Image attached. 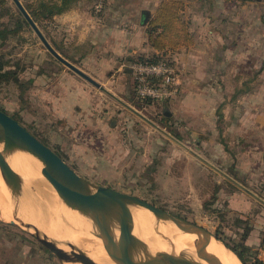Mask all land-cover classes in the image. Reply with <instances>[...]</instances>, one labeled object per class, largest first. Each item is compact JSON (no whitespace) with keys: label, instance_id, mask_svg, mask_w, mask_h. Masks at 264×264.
I'll return each instance as SVG.
<instances>
[{"label":"rangeland","instance_id":"1","mask_svg":"<svg viewBox=\"0 0 264 264\" xmlns=\"http://www.w3.org/2000/svg\"><path fill=\"white\" fill-rule=\"evenodd\" d=\"M20 1L24 7H38L59 0ZM165 1L169 0H77L69 11H80L71 23L60 20L67 11L39 28L59 54L70 55L66 46L73 47L69 44L73 39H82L76 66L92 78H109V91L264 199V37H244L238 49L230 47L234 42L227 38L230 51L242 58L227 59L226 68H221L220 48L226 43L220 37L221 1L183 0L179 13L190 34L193 25L204 22L195 24L192 20L195 12L201 18L204 3L212 14L204 31L213 33L205 37L204 31L198 30L186 47L158 52L151 47L147 32ZM8 3L17 15L13 1ZM99 3L101 9L96 8ZM251 3L264 18V0L245 4ZM144 11L148 12L145 17ZM9 21L0 18V24ZM128 37H136L137 44ZM173 41L172 36L165 39L169 45ZM0 58L2 73L14 72L18 79L10 75L0 81V109L60 154L79 175L197 224L239 251L247 247L244 255L248 264H264L263 205L80 76L92 92L89 112L107 114L109 129L118 131V138L105 141L89 135L91 138L70 140L61 135L60 119L51 112L46 92L52 86L49 80L55 68L62 72L68 68L47 51L30 26L0 44ZM104 60L110 74L99 76ZM158 62L174 70L178 84L149 79L151 86L163 85L165 97H143L138 92L135 68ZM81 145L102 154L80 153ZM116 146L125 156L121 163L113 158L99 160L105 152L115 153ZM10 224L0 220V264H62L28 231Z\"/></svg>","mask_w":264,"mask_h":264},{"label":"water","instance_id":"2","mask_svg":"<svg viewBox=\"0 0 264 264\" xmlns=\"http://www.w3.org/2000/svg\"><path fill=\"white\" fill-rule=\"evenodd\" d=\"M19 12L24 17L35 34L38 36L47 51L69 70L86 80L94 87L114 99L121 106L129 110L135 116L147 123L153 129L161 133L167 139L173 141L184 150L188 151L201 163L221 175L232 185L252 197L264 206V199L222 169L205 159L199 153L178 140L172 134L153 122L140 111L116 96L99 82L79 69L69 60L59 54L46 39L42 31L29 15L20 0H12ZM143 15H148L147 11ZM145 21V19H144ZM0 169L3 173L5 184L12 198H18L22 194L21 178L11 168L7 157L15 152L28 153L37 158L43 165V172L50 178L54 188L64 205L80 212L88 217L97 230V237L109 257L116 264H221L219 259L209 254L208 247L213 239L222 243L228 250L233 252L223 241L213 235L207 229L187 222L167 211L158 208L145 200L133 195L125 194L115 189L96 185L87 178L78 174L57 152L36 138L19 121L0 109ZM132 208H141L151 212L163 222L174 225L183 233L197 236L201 251L196 261L186 253L172 254L158 252L152 254L148 246L134 235V219ZM15 221L11 225H18L33 235L42 247L55 255L62 264H96L83 250L71 243H65L70 251L67 252L59 247L57 240L41 234L36 227L24 223L18 219L17 209L13 211ZM234 253V252H233ZM235 254V253H234ZM236 255V254H235Z\"/></svg>","mask_w":264,"mask_h":264},{"label":"bare ground","instance_id":"3","mask_svg":"<svg viewBox=\"0 0 264 264\" xmlns=\"http://www.w3.org/2000/svg\"><path fill=\"white\" fill-rule=\"evenodd\" d=\"M7 161L21 178L22 194L18 198L11 197L0 169L1 221H15L13 211L17 209L18 219L36 227L41 234L57 240L63 250L69 252L70 249L65 243H71L83 250L96 264H116L107 254L102 240L97 237V230L92 221L63 204L37 158L28 153L15 152L7 157ZM131 210L134 235L145 242L152 254L183 252L194 260L201 261L197 236L179 231L174 225L163 222L147 210ZM208 252L219 259L221 264H242L233 252L228 251L215 239L210 243Z\"/></svg>","mask_w":264,"mask_h":264},{"label":"crops","instance_id":"4","mask_svg":"<svg viewBox=\"0 0 264 264\" xmlns=\"http://www.w3.org/2000/svg\"><path fill=\"white\" fill-rule=\"evenodd\" d=\"M220 18H221V36L222 39L225 40L226 43H224L223 46L220 48V55L219 59L221 62L224 63V65L221 68H226L225 61L227 59H235L237 60L239 57L238 54L234 56V53L230 51L229 45H227V38L231 40V42H234V45L230 47H235L236 49L240 48L238 45L243 44L244 37H264V24H263V15H260L259 8L256 6V4H241V3H226L223 0H220ZM75 11V12H74ZM80 10H72L69 11L63 15L60 16V20L64 22L65 24L71 23L70 19L78 13ZM211 8L207 7L204 3V6L201 9V18L198 19V15L195 12V14L192 17L193 22L199 23L198 20H203L204 22L200 25L197 24V27L193 25L191 28V34L193 37H197L196 33L194 32H203L205 30V27L212 21L211 15H210ZM264 13V8H263ZM200 16V15H199ZM207 22V23H206ZM210 25V24H209ZM212 31V30H211ZM211 31H204L205 37H211L208 35L209 33H213ZM203 34V33H202ZM191 35V36H192ZM137 37V36H136ZM136 37H128L129 42L137 44L135 42ZM141 37V35L139 36ZM127 39V40H128ZM76 39H73V43H69L67 41V44H74L73 47L66 46L67 49H70V55L65 54V57L67 60H69L67 57L72 58L74 60H69L71 63H76L78 59L75 58L77 56V52L84 44L82 39L79 41H74ZM139 44V43H138ZM72 46V45H70ZM256 56L258 57L257 53ZM241 60V59H240ZM259 60V58H258ZM75 66L77 64H74ZM102 73H99V76L105 74L109 75L110 71L108 69L109 63L107 60H104L102 63ZM78 67V66H77ZM79 68V67H78ZM55 72L50 77L49 82L51 81L52 86H50V89L47 90L46 95L47 99L50 102V110L53 114H57L59 117V122L61 124L60 132L61 135L67 137L70 140H73V138H91L90 136H94L93 138H101L105 141H109L112 139L118 138L116 136L117 133H119L116 130H110L109 129V123L106 120L105 115H94L93 113L89 112L90 109H88L91 106V97L92 92L84 85V81L80 79V77L71 72L69 69H65L63 72L60 71L61 69L59 67L55 68ZM81 69V68H79ZM82 70V69H81ZM85 72V70H82ZM100 71V70H99ZM88 74V72H85ZM89 75V74H88ZM92 75V74H90ZM93 76V75H92ZM97 82H101V85H106L105 88L109 89L111 88L106 82H109V78H107L105 81L101 80L98 76H93ZM90 97V98H89ZM62 130L65 131L63 134ZM74 130H78L77 132H73ZM68 131V133H67ZM90 135V136H89ZM91 141V140H90ZM93 142H89L91 145ZM87 144V145H89ZM83 146V145H81ZM120 148L116 146L117 151L115 153H104V157L99 159L100 161H107L108 158H113L115 161H119L121 163L122 160H124V155L121 156L120 154ZM102 149V148H101ZM112 150V149H111ZM80 153L83 154H91V155H100L101 151H98L99 154L96 152H92L91 149H87L85 146H83L81 149L77 150ZM119 154V155H117ZM93 159H96L93 157ZM106 159V160H105ZM65 160V159H64ZM66 161V160H65ZM121 165V164H120ZM118 165V168L119 166ZM117 166L115 165V168ZM73 168V167H72ZM76 170V168H74ZM78 171V170H76ZM83 176V175H82ZM86 177V176H84ZM101 184V183H100ZM11 225V224H10Z\"/></svg>","mask_w":264,"mask_h":264},{"label":"trees","instance_id":"5","mask_svg":"<svg viewBox=\"0 0 264 264\" xmlns=\"http://www.w3.org/2000/svg\"><path fill=\"white\" fill-rule=\"evenodd\" d=\"M182 1L183 0L165 1L156 10V14L153 20L149 24V28L147 32L149 37L148 40L151 47L158 52H162L169 47L172 48L173 50L179 49L182 47H186L189 44V37L192 36L189 32L187 25L181 19V14L179 13V10L182 6ZM223 1L226 3L245 4L248 2H252L254 0H223ZM8 2L9 0H0V9H1L0 18L6 17L8 18V20H10L7 24L5 23L0 24L1 45H3L9 39V37H14L17 33H19L20 30L24 28V26L26 27L29 26V24L25 21L24 17L20 12H18V14L15 15V13L11 11ZM75 2H77V0H59L58 2L51 4L41 3L39 4L38 7H33V5L31 6L25 5V9L39 27L41 23L52 21L55 16L61 15L69 11ZM171 36L175 37V41H173L174 43L172 45H169L165 43V39ZM61 54L65 56L64 53ZM67 58L70 60H74L69 57ZM144 62H148V61H144ZM152 62H154L155 64L157 63V61H151L149 63ZM2 69H3V63H2V58H0V81H3L4 78L8 79L9 76L12 75L14 76L13 79L18 82L16 73L14 72L2 73ZM263 69H264V65L261 71ZM217 238L220 239L218 236ZM225 244H227V246H229L230 249L236 254V256L238 257V259L241 261L242 264H248L247 259L245 258L244 255V252L249 250L247 247L243 246L242 251H239L237 248L231 246L230 244L228 243Z\"/></svg>","mask_w":264,"mask_h":264},{"label":"built area","instance_id":"6","mask_svg":"<svg viewBox=\"0 0 264 264\" xmlns=\"http://www.w3.org/2000/svg\"><path fill=\"white\" fill-rule=\"evenodd\" d=\"M97 9L102 8V4L99 3L96 6ZM138 73L140 86L138 92L141 96L152 97V98H161L166 92L162 89L163 85H149L148 81L159 80L164 83V85L176 86L178 84L176 81L178 77L174 74V70L167 65L166 63H159L158 65H139L135 68ZM175 90V89H174ZM169 96L171 93L168 94Z\"/></svg>","mask_w":264,"mask_h":264}]
</instances>
